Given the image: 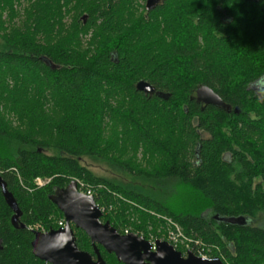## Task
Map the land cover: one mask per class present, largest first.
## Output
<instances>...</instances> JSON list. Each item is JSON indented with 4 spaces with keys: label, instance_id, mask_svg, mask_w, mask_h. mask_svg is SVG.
Here are the masks:
<instances>
[{
    "label": "trees",
    "instance_id": "16d2710c",
    "mask_svg": "<svg viewBox=\"0 0 264 264\" xmlns=\"http://www.w3.org/2000/svg\"><path fill=\"white\" fill-rule=\"evenodd\" d=\"M18 1L0 0V12ZM138 1L83 0L75 25L92 32V53L74 39L47 47L35 38L54 33L80 0H36L28 29L2 38L0 179L21 217L12 224L0 187V264H47L33 254L34 227L59 229L51 197L72 181L94 192L108 213L102 222L120 234L135 216L143 225L159 216L224 264H264V0H163L152 11L141 0L137 16ZM142 81L168 99L139 92ZM202 86L230 110L198 103ZM5 115L29 132L13 133ZM106 122L161 158V168L107 160ZM87 160L130 180L98 177ZM240 217L250 223L220 221ZM74 235L94 255L88 236ZM98 249L107 264H122Z\"/></svg>",
    "mask_w": 264,
    "mask_h": 264
},
{
    "label": "water",
    "instance_id": "95a60500",
    "mask_svg": "<svg viewBox=\"0 0 264 264\" xmlns=\"http://www.w3.org/2000/svg\"><path fill=\"white\" fill-rule=\"evenodd\" d=\"M162 1L148 0L147 11L156 9ZM137 90L145 95L156 94L159 98L168 99V95L156 93L154 87L144 81L137 85ZM196 100L205 106L211 105L230 110L222 98L207 86H202L196 91ZM0 187L7 204L14 212L12 224L17 226L21 213L1 179ZM51 201L63 214L65 227L46 233L37 232L32 242L34 256L47 264H107L97 249L94 250L97 257L94 261L88 252L81 251L77 247L74 229L84 232L94 248L96 245L101 246L122 264H224L219 259L203 260L192 252L184 256L165 241H157L156 251H152V245L144 237L135 234L121 235L109 222H102L104 214L99 210L95 198L80 193L76 181H72L64 189L57 190ZM220 221L242 226L250 223L243 217L222 218Z\"/></svg>",
    "mask_w": 264,
    "mask_h": 264
},
{
    "label": "rangeland",
    "instance_id": "374dc122",
    "mask_svg": "<svg viewBox=\"0 0 264 264\" xmlns=\"http://www.w3.org/2000/svg\"><path fill=\"white\" fill-rule=\"evenodd\" d=\"M80 1L81 2L78 3L74 2L69 6V9H64V16H62V19L58 22L54 33L35 35V38L47 47L59 46L60 44H63L66 39H74L75 42L78 43L76 48L77 51L92 53L90 46L93 36L92 32H89L88 34L80 33L77 25H75V20L83 12L82 7L83 3H85L83 0ZM146 3L147 2L145 1V8ZM35 4L36 0H19L14 11L0 12V42L5 36L13 35L19 31L28 29L27 26L29 25V21L33 15ZM142 4L143 2H141V0L136 4L137 16L143 14ZM55 113V117H60L62 115L61 112ZM6 121L13 133L27 134L30 130L28 123L19 118L7 115ZM101 137L103 138V146L107 147V150L109 151L107 154V160L111 159L119 163L125 162L134 169H140L146 172L160 169L163 164L162 159L157 157V155L148 153L143 146L131 143L132 140L129 139L130 136H128L126 131L116 123L106 122L102 127ZM39 138L45 142H48L49 140L46 136ZM128 139L131 142L128 141ZM86 164L87 167H89L90 170L98 177H112L119 182H126L130 180L127 177L116 173L115 170H112L109 163H105L103 161L95 162L92 160L88 162L87 160ZM116 169L120 170V168ZM46 183L47 182H38V185L43 186L46 185ZM107 214V211H105L104 215ZM133 218L132 225L126 226L123 230H121V234H135L146 238L151 243H156L157 241L168 242L174 246L175 250L182 252L184 256H186L188 251L187 249L192 248L190 241L182 236L183 233L181 229L177 225H174L169 219L156 216V223L153 224L147 222L143 225L139 217L135 216ZM58 222H61V220L59 218H55L53 223ZM34 229L42 233L45 232L43 227L40 226H36ZM196 246L199 253L211 257L208 255L209 251L206 248H203L201 244H197Z\"/></svg>",
    "mask_w": 264,
    "mask_h": 264
},
{
    "label": "built area",
    "instance_id": "2783aa9c",
    "mask_svg": "<svg viewBox=\"0 0 264 264\" xmlns=\"http://www.w3.org/2000/svg\"><path fill=\"white\" fill-rule=\"evenodd\" d=\"M37 182H46V181H44V180H38ZM78 189H79V191H80V193H82V194H85V195H87V196H92V197H94V192L91 190V189H86L83 185H81V184H78ZM98 208H99V210L104 214V208H101L100 206H98ZM58 226H59V229H63L64 227H65V220L63 219L61 222H59V224H58ZM182 236H183V234H182ZM184 237V236H183ZM150 244L152 245V251H156V245H155V243H151L150 242ZM170 244V243H169ZM170 245H172V244H170ZM173 246V245H172ZM174 247V246H173ZM188 250V251H187ZM186 251H187V253L188 252H192L193 254H195L196 256H198V257H200V258H202L203 260H207V261H214V260H216V259H218V258H214V257H208V256H205V255H202L201 253H199L197 250V248H195V249H193V248H188ZM198 252V253H197ZM186 253V254H187Z\"/></svg>",
    "mask_w": 264,
    "mask_h": 264
},
{
    "label": "flooded vegetation",
    "instance_id": "af4514ba",
    "mask_svg": "<svg viewBox=\"0 0 264 264\" xmlns=\"http://www.w3.org/2000/svg\"><path fill=\"white\" fill-rule=\"evenodd\" d=\"M74 230H76V229H74ZM89 240H90V239H89ZM90 243H91V241H90ZM91 246H92V243H91ZM95 247H96V248H94V247L92 246V248H93V252H94L95 249H97V250L99 251L98 247L102 248V247L99 246V245H96ZM102 249H103V248H102ZM103 250H104V249H103ZM104 251H105V250H104ZM105 252H106V251H105ZM88 253H89V252H88ZM106 253H107V252H106ZM89 254L92 256L93 260L96 261V258H97L96 255H95V254L92 255L91 253H89ZM99 254H100V252H99ZM107 254H108V253H107ZM113 256H114V255H113ZM101 257H102V256H101ZM114 257H115V256H114ZM116 260H117V259H116Z\"/></svg>",
    "mask_w": 264,
    "mask_h": 264
}]
</instances>
